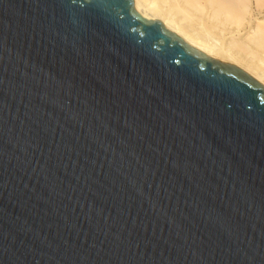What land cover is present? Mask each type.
<instances>
[{"label": "water", "instance_id": "obj_1", "mask_svg": "<svg viewBox=\"0 0 264 264\" xmlns=\"http://www.w3.org/2000/svg\"><path fill=\"white\" fill-rule=\"evenodd\" d=\"M0 264H264V88L133 0H0Z\"/></svg>", "mask_w": 264, "mask_h": 264}, {"label": "bare ground", "instance_id": "obj_2", "mask_svg": "<svg viewBox=\"0 0 264 264\" xmlns=\"http://www.w3.org/2000/svg\"><path fill=\"white\" fill-rule=\"evenodd\" d=\"M175 4H170V0H133L134 10L141 16L147 19L160 20L162 25L169 31L175 33L185 43L197 47L200 51H204L205 55L217 56L220 61H231L230 65L237 67L243 73H245L250 79L258 82L264 88V73L260 71L259 67L253 65L246 57H243L237 51L227 49L226 46H220L214 42H210L207 38L200 36L199 34L192 32L191 29L181 25L175 14L179 7L186 4L190 7H198L203 2L209 11V15L212 18L221 19L223 23H230L235 25V30L231 31V35L244 36L245 38L254 37L255 41L259 44H264V24L259 23L252 24V18H247V24H242L241 6L243 0H174ZM168 3V5H166ZM202 4V3H201ZM179 6L178 8H176ZM200 6V5H199ZM203 6V5H202ZM205 6V7H206ZM244 7V6H243ZM264 16V15H263ZM210 17V18H211ZM264 18V17H263ZM257 19V18H255ZM264 20V19H263ZM219 21V20H218ZM256 22V21H255ZM200 33V32H199ZM242 40V39H239ZM251 40V39H250ZM255 44V43H254ZM238 54H237V53ZM214 56V57H215ZM211 58V57H210ZM214 59V58H213ZM221 62V63H224ZM229 64V63H224ZM259 69V70H258Z\"/></svg>", "mask_w": 264, "mask_h": 264}, {"label": "rangeland", "instance_id": "obj_3", "mask_svg": "<svg viewBox=\"0 0 264 264\" xmlns=\"http://www.w3.org/2000/svg\"><path fill=\"white\" fill-rule=\"evenodd\" d=\"M168 3L169 2H167L166 5H168ZM172 3L175 4V1L170 0L171 5ZM201 3L198 7H190L186 4H184V7L175 6L176 8L179 7L175 14V19H177L181 25L186 26L196 34L207 38L210 42H214L223 47L226 46L227 49L229 48L232 51H237L249 61L251 60L250 62L255 66L257 65L256 67H259L260 71L264 73V44L257 43L254 37L244 39V36H232L231 31L235 30V25L223 23L221 22V19L212 18L209 15L208 7L203 2ZM240 5L244 6L241 7L240 11L242 18H244L242 24H247V18L250 19L252 17V24H264V0H243ZM214 56L212 55L210 57L220 61V58ZM221 62H224V60ZM224 63L231 64L232 62L229 60Z\"/></svg>", "mask_w": 264, "mask_h": 264}]
</instances>
